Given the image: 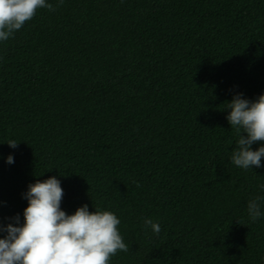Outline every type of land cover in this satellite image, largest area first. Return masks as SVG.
Wrapping results in <instances>:
<instances>
[{
  "label": "trees",
  "instance_id": "obj_1",
  "mask_svg": "<svg viewBox=\"0 0 264 264\" xmlns=\"http://www.w3.org/2000/svg\"><path fill=\"white\" fill-rule=\"evenodd\" d=\"M48 2L0 41V225L55 176L67 214L120 219L129 251L110 264H264L247 210L264 158L232 164L226 119L234 95L264 94V0Z\"/></svg>",
  "mask_w": 264,
  "mask_h": 264
},
{
  "label": "clouds",
  "instance_id": "obj_2",
  "mask_svg": "<svg viewBox=\"0 0 264 264\" xmlns=\"http://www.w3.org/2000/svg\"><path fill=\"white\" fill-rule=\"evenodd\" d=\"M63 2L58 0L57 6ZM41 8L56 10L48 0H0V41L12 37ZM227 108L230 112L226 119L238 136L232 164L240 169L261 167L264 146L252 150V145L264 142V94L252 101L238 93ZM7 144L11 148L18 146L15 140ZM7 162H14L11 155ZM63 196L60 180L55 176L28 186L23 225H19L18 215L16 226L0 225V233H6L0 238V264H110L118 252L129 251L118 230L121 221L114 213L99 209L90 212L85 204L69 215L61 209ZM261 200L264 197L257 196L248 202V215L253 222L264 214ZM144 224L155 234L161 231L159 223L150 218Z\"/></svg>",
  "mask_w": 264,
  "mask_h": 264
}]
</instances>
